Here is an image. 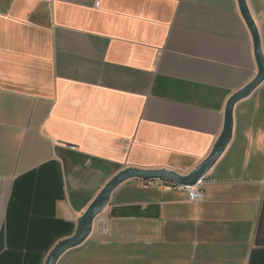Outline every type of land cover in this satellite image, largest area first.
<instances>
[{
  "label": "crops",
  "instance_id": "1",
  "mask_svg": "<svg viewBox=\"0 0 264 264\" xmlns=\"http://www.w3.org/2000/svg\"><path fill=\"white\" fill-rule=\"evenodd\" d=\"M256 75L238 0H0V264H45L126 168L192 172ZM263 180L264 85L202 202L130 180L59 264H264Z\"/></svg>",
  "mask_w": 264,
  "mask_h": 264
},
{
  "label": "water",
  "instance_id": "2",
  "mask_svg": "<svg viewBox=\"0 0 264 264\" xmlns=\"http://www.w3.org/2000/svg\"><path fill=\"white\" fill-rule=\"evenodd\" d=\"M241 15L249 28L253 39L254 55L257 65L256 77L244 88L235 93L228 101L225 110L223 131L208 158L187 175H180L169 170H142L126 168L114 176L95 198L86 212L80 217L75 233L57 245L49 254L45 264H59L63 256L81 245L91 235L95 220L109 206L112 195L124 183L130 180L143 182L163 181L179 186H194L206 177L226 151L233 138L234 110L236 105L250 97L264 83V54L261 37L256 23L250 13L246 0H238Z\"/></svg>",
  "mask_w": 264,
  "mask_h": 264
},
{
  "label": "built area",
  "instance_id": "3",
  "mask_svg": "<svg viewBox=\"0 0 264 264\" xmlns=\"http://www.w3.org/2000/svg\"><path fill=\"white\" fill-rule=\"evenodd\" d=\"M264 83L261 85L263 86ZM155 184H164V185H171L173 186V189L176 192L185 194L188 197L189 202L197 204L203 201L204 199V188L206 186V177L202 178L201 180H199L196 185L194 186H179V185H173L170 183H166L163 181H151ZM261 184L264 186V180L261 182Z\"/></svg>",
  "mask_w": 264,
  "mask_h": 264
}]
</instances>
